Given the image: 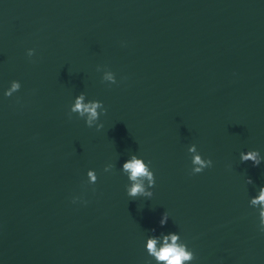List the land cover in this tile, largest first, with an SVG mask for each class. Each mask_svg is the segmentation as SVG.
<instances>
[{"label": "water", "instance_id": "1", "mask_svg": "<svg viewBox=\"0 0 264 264\" xmlns=\"http://www.w3.org/2000/svg\"><path fill=\"white\" fill-rule=\"evenodd\" d=\"M81 92L99 131L70 114ZM191 144L213 161L195 175ZM247 150L264 156V0H0V264H155L153 229L192 264H264ZM132 153L151 199L126 194Z\"/></svg>", "mask_w": 264, "mask_h": 264}, {"label": "clouds", "instance_id": "2", "mask_svg": "<svg viewBox=\"0 0 264 264\" xmlns=\"http://www.w3.org/2000/svg\"><path fill=\"white\" fill-rule=\"evenodd\" d=\"M28 56L32 57L35 53L34 49H28ZM104 79L112 83H116L114 73H106ZM21 89L19 80H13L10 86L3 92L5 97H11L14 93ZM106 108L100 100L87 99L86 94L81 92L74 98L70 106V114H76L84 120L87 127H95L98 131L104 127L100 122L102 114H106ZM191 157V174L202 173L206 168L213 166L211 158H204L199 152L195 144H191L188 149ZM240 161L251 162L253 166H259L264 161V156L258 150L241 151ZM113 164L104 168L105 172H110L113 169ZM121 171L126 175L128 183L125 185V191L128 197L136 198L143 197L151 199L153 197L152 189L155 187V174L150 167V162H146L142 157H138L135 153L129 154L128 158L121 164ZM97 174L94 169L87 171V181L89 185H94L97 182ZM246 183L251 184V178L246 179ZM87 203L80 196H74L72 203ZM249 206L255 209L258 213V231L264 233V185L258 187L255 195L249 199ZM169 214H162L159 221L163 226L167 223ZM147 254L152 257L155 264H192L195 260V253L189 248L178 232H160L149 235L144 244Z\"/></svg>", "mask_w": 264, "mask_h": 264}]
</instances>
